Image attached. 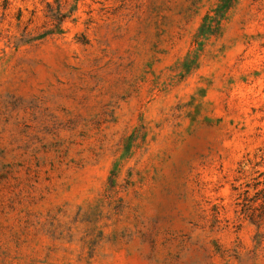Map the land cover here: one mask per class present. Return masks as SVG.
<instances>
[{
    "label": "rangeland",
    "instance_id": "obj_1",
    "mask_svg": "<svg viewBox=\"0 0 264 264\" xmlns=\"http://www.w3.org/2000/svg\"><path fill=\"white\" fill-rule=\"evenodd\" d=\"M0 0V264H264V0Z\"/></svg>",
    "mask_w": 264,
    "mask_h": 264
},
{
    "label": "trees",
    "instance_id": "obj_2",
    "mask_svg": "<svg viewBox=\"0 0 264 264\" xmlns=\"http://www.w3.org/2000/svg\"><path fill=\"white\" fill-rule=\"evenodd\" d=\"M235 0H218L212 9L213 14L207 15L202 25V30L213 33L219 27L220 21L228 8ZM236 204L243 218L259 226L264 220V170L252 178L251 182L245 184L237 196Z\"/></svg>",
    "mask_w": 264,
    "mask_h": 264
}]
</instances>
